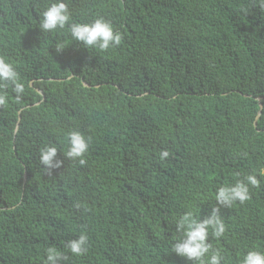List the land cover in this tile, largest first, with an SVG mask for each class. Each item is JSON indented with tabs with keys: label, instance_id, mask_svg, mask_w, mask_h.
I'll return each instance as SVG.
<instances>
[{
	"label": "trees",
	"instance_id": "obj_1",
	"mask_svg": "<svg viewBox=\"0 0 264 264\" xmlns=\"http://www.w3.org/2000/svg\"><path fill=\"white\" fill-rule=\"evenodd\" d=\"M65 2L73 21L103 17L122 41L71 44L38 27L50 0H0V56L25 83L0 106V264H43L49 246L59 264H192L171 252L176 220L216 206L226 230L207 242L222 264L264 251V14L252 0ZM73 130L90 139L84 166L63 155ZM46 144L63 161L50 175ZM249 174L248 201L216 204L217 188ZM81 233L88 251L74 257L66 243Z\"/></svg>",
	"mask_w": 264,
	"mask_h": 264
},
{
	"label": "clouds",
	"instance_id": "obj_2",
	"mask_svg": "<svg viewBox=\"0 0 264 264\" xmlns=\"http://www.w3.org/2000/svg\"><path fill=\"white\" fill-rule=\"evenodd\" d=\"M251 7L258 8L264 14V0H252ZM249 8H241L242 13H247ZM38 27L45 34H53L66 30L71 44L77 42L86 49L99 50L101 52L112 47L119 46L122 36L114 30L113 25L103 17L96 18L90 23L75 22L69 11L65 0H50L39 15ZM68 47L67 41L58 42L55 45L57 52ZM15 94V102L19 103L25 92V83L20 79L13 63L5 57L0 56V106H6L9 100L8 89ZM67 150L64 156L79 163L86 164L84 158L89 150L90 139L80 131L67 133ZM58 148L53 144H46L39 149L38 161L42 166L44 174H51V171L60 168L63 161L57 159ZM170 153L162 150L159 154L160 160H165ZM264 175V170H261ZM259 180L256 174L247 175L244 180H237L234 185L220 186L215 191L217 205L228 208L235 203L243 204L250 199L249 186L257 187ZM79 207V205H76ZM175 230L179 236L173 237L171 252L178 257L191 261L192 264H222L224 257L219 250H214L211 243H208L209 234L215 238L223 236L226 230L224 221L221 219L220 208L213 207L211 212L198 219L193 211H186L179 216L175 223ZM68 252L74 257H80L88 251V236L81 233L78 238L69 240L66 243ZM63 253L54 246L46 249L43 264H59L65 259ZM239 264H264V251L259 249L249 250L239 259Z\"/></svg>",
	"mask_w": 264,
	"mask_h": 264
},
{
	"label": "water",
	"instance_id": "obj_3",
	"mask_svg": "<svg viewBox=\"0 0 264 264\" xmlns=\"http://www.w3.org/2000/svg\"><path fill=\"white\" fill-rule=\"evenodd\" d=\"M259 115H260V113H259ZM259 115H258V116H259ZM18 121H20V117H19Z\"/></svg>",
	"mask_w": 264,
	"mask_h": 264
}]
</instances>
